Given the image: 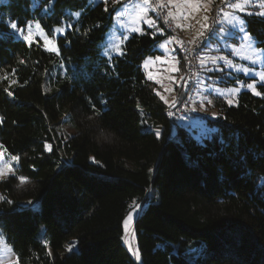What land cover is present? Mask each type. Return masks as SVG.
Masks as SVG:
<instances>
[{"label": "trees", "instance_id": "obj_1", "mask_svg": "<svg viewBox=\"0 0 264 264\" xmlns=\"http://www.w3.org/2000/svg\"><path fill=\"white\" fill-rule=\"evenodd\" d=\"M119 5H0V147L19 158L0 183L1 235L18 264H264V85L236 106L215 98L211 137L196 140L143 68L168 41L185 74L158 15L121 54H102ZM248 11L246 29L264 40L261 8ZM16 21L50 38L62 29L57 53L16 39ZM231 76L221 86H235ZM133 202H145L133 228L139 260L122 234ZM63 252L72 255L57 263Z\"/></svg>", "mask_w": 264, "mask_h": 264}, {"label": "rangeland", "instance_id": "obj_2", "mask_svg": "<svg viewBox=\"0 0 264 264\" xmlns=\"http://www.w3.org/2000/svg\"><path fill=\"white\" fill-rule=\"evenodd\" d=\"M8 0H0V5L6 3ZM91 4L99 2H106L111 0H89ZM200 0H114L115 3H120L116 9L113 25L109 31L105 42L102 45V54L107 57L119 55L122 53V45L134 32H141L144 26L149 27V21L153 26L158 22L156 15V8H162V11L169 15L176 32L180 37L191 41L204 34L208 28V19L213 16L211 7L208 6L207 1L202 3ZM204 2V3H203ZM254 0H243L239 4H251ZM256 2V1H255ZM263 4L257 6L264 12ZM210 3V2H208ZM218 3V2H216ZM253 4V3H252ZM254 5V4H253ZM211 6V4H210ZM217 6V5H216ZM228 5L227 8H229ZM233 9L235 7H232ZM237 10H228L223 13L221 27L217 38L214 41H209L207 47L200 58V63L203 66L202 73L198 74V86L195 95L192 98L193 103L191 112L184 116H192L193 111L196 114L190 120V124L186 125V130L189 131L196 140H201L206 137H211L212 130L209 127V120H213L212 114L218 111L214 108L212 103L215 98L222 95L227 96V100L232 106L238 104V96L240 93L247 91L254 95L259 93L258 86L264 85V80L260 79L261 73H264V49L255 46L249 47L243 44L238 27H233L235 23L233 18L243 19V13H240L241 8L237 6ZM207 17V20H205ZM180 27H184L188 32L183 33ZM184 25H183V24ZM152 26V27H153ZM149 27V28H152ZM246 27V26H245ZM247 30V29H246ZM64 34L62 29L55 32V37L50 38L42 27H37V22H31L24 29L23 35L14 33L16 39H21L29 42L25 37L31 35V42L41 40L44 43L46 50L57 53L56 37ZM170 44L168 41H163L158 45L160 54L154 58L149 57L147 62L143 65L144 71L149 80L156 83L157 93L166 105L173 107L178 103L181 104L186 97L189 89L185 79V74H180L179 61L175 60V54L169 51ZM252 61H255L253 63ZM249 68L251 72L245 74L243 71H236L237 68ZM209 68L211 75L205 71ZM221 69H223L221 71ZM201 70V65H200ZM226 73L227 78H223L221 74ZM243 76L244 79L236 78L235 86H221L220 83L233 79L232 74ZM218 74V75H217ZM212 76V77H210ZM184 80V92L177 94L175 86H180ZM254 85L255 91L249 88L248 85ZM183 116V117H184ZM217 115L214 117V119ZM63 133L66 135L72 134L74 131L69 126L63 127ZM5 149L0 147V183L6 180L9 176L16 174L19 165V158L12 159ZM139 205L140 207H137ZM131 210L125 216L122 223L123 242L130 255L139 260L140 256L135 245L134 223L137 217L145 208V202H133ZM131 215L132 219L128 220L127 225L124 221ZM72 254L63 252L57 258V263L66 261ZM0 264H18V258L14 253L12 247L7 243L4 236L0 232Z\"/></svg>", "mask_w": 264, "mask_h": 264}, {"label": "built area", "instance_id": "obj_3", "mask_svg": "<svg viewBox=\"0 0 264 264\" xmlns=\"http://www.w3.org/2000/svg\"><path fill=\"white\" fill-rule=\"evenodd\" d=\"M236 0H220L217 4V10L215 14L208 21V28L204 34L196 39L187 41L178 35L172 24L169 15L162 11V8H156L157 15L161 19L165 30L169 33L168 40H173L177 45L181 46L182 51L185 53V79L188 84V91L186 97L183 99L170 117L174 121H178L185 114L191 112L193 104L192 98L195 95V91L198 86V74L200 73V58L203 54L204 45L214 38L217 33V29L221 24L223 13L227 11V7L231 3H235Z\"/></svg>", "mask_w": 264, "mask_h": 264}, {"label": "snow or ice", "instance_id": "obj_4", "mask_svg": "<svg viewBox=\"0 0 264 264\" xmlns=\"http://www.w3.org/2000/svg\"><path fill=\"white\" fill-rule=\"evenodd\" d=\"M36 3L39 2V0H35ZM77 15H79V13H77ZM258 15L260 16H264V12L258 13ZM235 23L233 24V27H238L239 33H241L242 35L240 36V39L242 41L243 44H247L249 47H257V48H264V40H259L254 34H251L248 30H246V21L243 19H236L233 18ZM205 20H207V17H205ZM30 22L26 21L25 24L28 25ZM153 23L151 21H149V27H152ZM37 27H40V24L37 23ZM10 28L13 31V33L17 34V35H23L24 32V26H21L19 24L18 21L16 22H12L10 24ZM218 31H222V29H218ZM25 39H27L29 42H31V35H28L27 37H25ZM253 63H255V61H252ZM223 69H221L222 71ZM236 71H243L246 75L249 74L251 72V69L245 67V68H237ZM260 79L264 80V73H261L260 75ZM249 88L253 89V91H255L254 89V85L249 84L248 85ZM259 95V93H257ZM2 119V118H0ZM12 159H18V157H12ZM137 207H140L139 205H137ZM132 216L129 215L128 218L124 221V224L127 225L128 220H131ZM69 251H71V249H69Z\"/></svg>", "mask_w": 264, "mask_h": 264}, {"label": "crops", "instance_id": "obj_5", "mask_svg": "<svg viewBox=\"0 0 264 264\" xmlns=\"http://www.w3.org/2000/svg\"><path fill=\"white\" fill-rule=\"evenodd\" d=\"M202 1H204V2H206V0H200L199 2L200 3H202ZM219 0H208L207 1V4H208V6L209 7H211V12H212V14L214 13V11H215V7H216V2H218ZM256 1V2H255ZM264 1V0H263ZM203 2V3H204ZM208 2H210V3H208ZM239 2H243V0H236L235 1V3H231V4H229L230 5V7L229 8H227L228 10H237V9H239V8H237V6L238 7H240L241 8V12L240 13H243V14H246V13H248L249 11H248V9H249V7H251V6H257V2L259 3V6H261V3L263 4V2H262V0H254V2H252L251 4H239ZM210 4H211V6H210ZM232 7H235L234 9L232 8ZM209 19H210V17H209ZM209 19H208V21H209ZM173 21H174V18H173ZM174 24L176 25V26H178V24L177 23H175V21H174ZM183 24V23H182ZM184 25V24H183ZM179 28H181V30H183V33H185V32H188V30L187 29H184V27H180V26H178ZM220 27H221V25H220ZM219 27V28H220ZM189 33V32H188ZM218 33H219V31L216 33V35L214 36V38L212 39V41H214L216 38H217V36H218ZM170 44V43H169ZM178 47L181 49V46H179L178 45ZM207 47V46H206ZM206 47L204 48V51H205V49H206ZM169 48V51L171 52V53H173V54H175V52H176V50L174 49V47L170 44V46L168 47ZM158 49V48H157ZM179 50V49H178ZM181 52L185 55V53H184V51H182L181 50ZM152 58H154V57H152ZM175 60H178L177 59V55H175ZM147 62V60L145 61V63ZM144 63V64H145ZM200 65H201V71H200V73H202V71H204L203 70V66H202V64L200 63ZM209 71V68H207L205 71ZM181 71V70H180ZM207 71V73H209V75H211L212 73H211V71L210 72H208ZM180 74H183L182 73V71L181 72H179ZM234 74V73H233ZM236 75V74H235ZM210 77H212V76H210ZM236 85V84H235ZM175 91L177 92V94H180L181 93V91H183L184 92V80H183V82H182V84L180 85V86H175ZM218 98H222V99H224L229 105H231L230 103H229V101L227 100V96L226 95H222L221 97H218ZM213 103V102H212ZM194 104V103H193ZM193 108H195V104H194V107ZM196 114L194 113V111H193V114H192V116H188V117H185L182 121H181V123H180V125L181 126H184V127H186V125H188V124H190V120L191 119H193V117L195 116ZM216 116V113L215 114H212L211 115V117L213 118V120H214V117ZM209 121H211V120H209Z\"/></svg>", "mask_w": 264, "mask_h": 264}]
</instances>
